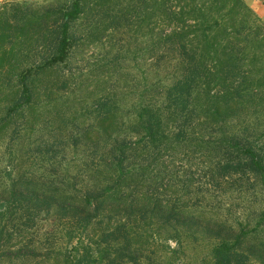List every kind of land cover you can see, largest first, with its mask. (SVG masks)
Returning a JSON list of instances; mask_svg holds the SVG:
<instances>
[{
    "label": "trees",
    "instance_id": "16d2710c",
    "mask_svg": "<svg viewBox=\"0 0 264 264\" xmlns=\"http://www.w3.org/2000/svg\"><path fill=\"white\" fill-rule=\"evenodd\" d=\"M93 1V7L74 0L70 6L0 9V138L17 133L16 123L29 112L26 129L39 132L38 121L56 104V70L77 43L74 28H97L96 17L122 23L128 32L146 27L152 71L171 72L138 86L140 99L131 105L97 101V125L71 133V155L67 146L35 152L42 173H1L0 260L15 264L46 251L54 264H153L152 252L144 258L145 243L153 246L157 235L183 247L187 227L201 224L215 231L204 264H264L260 18L243 0ZM211 128L220 139L204 135ZM17 137L20 142L22 134ZM81 146L91 150L80 152ZM184 151L207 161L211 183L195 188L189 178L182 194L171 196L168 161ZM215 193L241 199L247 220L235 227L216 218L207 209ZM48 219L53 225L41 242L34 232L44 231Z\"/></svg>",
    "mask_w": 264,
    "mask_h": 264
},
{
    "label": "rangeland",
    "instance_id": "374dc122",
    "mask_svg": "<svg viewBox=\"0 0 264 264\" xmlns=\"http://www.w3.org/2000/svg\"><path fill=\"white\" fill-rule=\"evenodd\" d=\"M111 1L118 6L119 3L121 6L128 3V0ZM73 2L74 0H0V9L7 5L10 10L15 4L32 6L33 8L61 7L62 5L70 6ZM82 4L93 7L95 1L83 0ZM87 12L88 7H86ZM88 18L90 15L85 17V19ZM260 20L264 26V19L260 18ZM87 22L83 21V23ZM105 22L107 20L103 17L99 19L96 17L92 24H95L97 28H91L89 31L85 29V25L81 31H79V26L74 28L75 33H77V43L72 49L69 60L56 70V76L60 77L58 90H55V95H53L56 104L54 107L48 108L52 111L49 116H43L38 121V129L36 130L39 132H31L26 129V123L31 121L30 114L32 113L29 112L26 114L28 118L20 119L16 123L17 133H14V129L9 130L0 138V182L3 171L6 178L9 175L19 174L32 176L36 170H39L38 173H42V169L36 167V163L40 162L41 159L38 156L35 160L34 154L37 150L41 151L45 148L57 150V148L67 146L66 150L71 155L73 150L71 146L75 141V139L71 140V133L75 132L82 135L89 126L97 125L99 118L94 110L97 101L111 98L112 101L117 100L118 102L120 100L131 105L140 99L141 93L139 92L142 88L139 89L138 86L150 85L159 78V75L164 78L169 76L171 68H167L166 71L162 70L160 74L152 71L151 65L155 63V58L152 57L153 55L151 56V52L147 48L146 27L139 33L135 30L128 32V28H125L122 23L110 25ZM86 33L90 34L86 37L84 35ZM59 110L64 112V116H56ZM1 114L3 111L0 108V116ZM91 130L94 131L93 134H97L99 128L95 127ZM197 131L200 133L203 129L199 127ZM18 133L22 134L20 142L17 137ZM204 133L206 136L212 134L214 139H220V136L212 128L206 129ZM68 140L70 141L67 145L66 141ZM35 142L41 144L40 149L32 145ZM61 142H64L63 145L60 144ZM82 148L85 151L91 150L89 147L81 146L78 151L81 152ZM186 152L179 154L173 161H168L171 181H166L170 183L166 189L171 196L175 193L182 194L180 187H183L189 178H194L195 188L201 183H211L207 161L202 160L198 152L187 158L185 157ZM194 194L196 193L191 196ZM202 197V195L198 196L199 199ZM212 199L215 202L210 203L207 209L213 208L215 213L219 214L215 217L219 218L221 222H230L233 226L238 227L237 222L239 220L241 222L247 220L244 218L247 214L242 212L245 204H242L241 199L236 198L232 193L223 194V196L215 193ZM209 213L207 212L206 215ZM226 217H229L230 221H226ZM41 224L44 225V231L39 233L32 231V234L34 232L38 240L43 242L42 240L46 237L45 233H50L53 220H44ZM187 229L190 233L184 236L183 247L177 246L173 240L167 243L163 237L159 239L155 235L157 243L152 246V243L149 242V245H145V243L142 246L145 251L144 258L150 257L152 252L153 264H204V257L207 256L215 231L213 233L207 232L206 226L201 224L200 228L191 224ZM213 230L215 229L213 228ZM65 242L67 243L64 241L63 244ZM52 260L49 259L47 252L43 251V255L19 260L15 264H54V261L51 262ZM0 264L12 263L9 259L2 258ZM140 264H151V261L143 260Z\"/></svg>",
    "mask_w": 264,
    "mask_h": 264
},
{
    "label": "crops",
    "instance_id": "0c3cea01",
    "mask_svg": "<svg viewBox=\"0 0 264 264\" xmlns=\"http://www.w3.org/2000/svg\"><path fill=\"white\" fill-rule=\"evenodd\" d=\"M246 5L250 7L256 15L264 19V0H244Z\"/></svg>",
    "mask_w": 264,
    "mask_h": 264
}]
</instances>
